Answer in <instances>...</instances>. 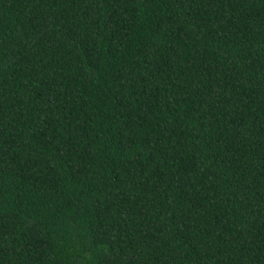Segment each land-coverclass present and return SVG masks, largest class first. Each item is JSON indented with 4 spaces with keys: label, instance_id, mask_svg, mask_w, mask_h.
Segmentation results:
<instances>
[{
    "label": "trees",
    "instance_id": "16d2710c",
    "mask_svg": "<svg viewBox=\"0 0 264 264\" xmlns=\"http://www.w3.org/2000/svg\"><path fill=\"white\" fill-rule=\"evenodd\" d=\"M0 264H264V0H0Z\"/></svg>",
    "mask_w": 264,
    "mask_h": 264
}]
</instances>
